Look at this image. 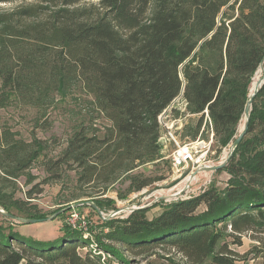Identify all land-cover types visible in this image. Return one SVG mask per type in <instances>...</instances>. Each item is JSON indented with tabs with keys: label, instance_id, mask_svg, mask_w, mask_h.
<instances>
[{
	"label": "trees",
	"instance_id": "trees-1",
	"mask_svg": "<svg viewBox=\"0 0 264 264\" xmlns=\"http://www.w3.org/2000/svg\"><path fill=\"white\" fill-rule=\"evenodd\" d=\"M263 62L264 0H35L0 13V107L17 100L47 111L78 86L91 95L111 126L102 136L76 131L46 170L54 178L74 171L86 189L98 185L101 198L122 178V199L165 179L135 170L163 159L158 117L181 92L188 111L200 116L191 138L199 136L207 110L217 152L232 144ZM247 126L217 170L229 175L225 188L174 201L153 218L151 206L110 218L93 242L67 225L62 244L36 247L13 225L0 224V264H110L100 251L122 264H157L153 258L162 252L170 264H239L244 255L231 245L242 246L245 233L264 264V84ZM16 135L0 129L7 181L27 176L46 150L42 140ZM0 204L46 219L21 200L0 197Z\"/></svg>",
	"mask_w": 264,
	"mask_h": 264
},
{
	"label": "rangeland",
	"instance_id": "rangeland-1",
	"mask_svg": "<svg viewBox=\"0 0 264 264\" xmlns=\"http://www.w3.org/2000/svg\"><path fill=\"white\" fill-rule=\"evenodd\" d=\"M34 2L35 0H18L0 3V13L12 11ZM259 69H261L264 77V62L259 66ZM92 100V96L84 91L81 86H78L67 97L59 98L47 111L25 106L17 100H11L4 107H0L1 130H10L17 134V138L26 141L38 138L46 146L44 156L31 166L27 176H23L16 181H7L3 179V174L0 173V197L3 200L9 202L13 199L21 200L27 208L36 205L37 209L46 216V219L42 222L22 223L0 212V224L7 228L13 225L12 228L30 245L49 248L51 245L62 244L63 227L68 225V219L74 209L77 210L80 218L89 222L87 229L89 237L91 238L92 234L100 237L107 230L103 225L104 221L113 217L126 218L130 213L124 208L134 207L138 202L141 206H151L147 216L153 218L160 214L167 205L177 201L176 197L171 196L178 193L185 186L181 196L197 195L211 186L218 189L226 187L229 175L225 171H214L199 173L187 188L186 180L184 181L182 178L175 176L176 174H174L165 153H162L163 159L158 160L156 163L145 164L135 170V173L139 172L153 178L164 176L165 179L156 181L153 185L139 192L129 193L123 199L120 197L119 192L125 194L127 188L125 178L118 181L101 198V196H98V185L86 189L85 186L79 184L78 175L72 170L62 169L61 177H52L46 170V164L58 160L69 138L76 131L86 128L91 134L95 133L102 136L106 129L111 126L110 121L101 115ZM174 113L176 115V112ZM186 113L184 112L182 115H186ZM199 117V115L193 114L185 118L183 127L178 130V136L182 140L192 139L189 132L194 129ZM245 123L246 118L244 115L239 125L240 132L244 129ZM208 135V126L204 127L203 125L199 136L207 138ZM230 147L231 144L218 153L216 147L213 146L214 153L210 154V159L214 162V165L221 164L228 157ZM153 189L157 190L151 196H147L146 193ZM29 192L33 197L31 199L29 198ZM157 197L164 198L156 200ZM97 198H100L98 200L101 204L99 208L91 204V202L97 201ZM81 202L85 204L58 213L68 206ZM58 209L60 210L57 211ZM0 210L8 212L2 204H0ZM115 211L118 213L113 214ZM9 213L25 219L27 217L26 213L15 207H11ZM250 235V233L244 234L242 246L231 245L240 254L244 255L239 264L262 263V259L256 257L255 253L250 251L257 244ZM87 251L88 248H84L81 253L85 255ZM100 254H102L103 260L110 264H122L113 255H108L104 251H100ZM160 254L159 258L154 257L153 260L157 264H170V261L167 260V254L165 252ZM126 256L132 259L130 255Z\"/></svg>",
	"mask_w": 264,
	"mask_h": 264
},
{
	"label": "built area",
	"instance_id": "built-area-1",
	"mask_svg": "<svg viewBox=\"0 0 264 264\" xmlns=\"http://www.w3.org/2000/svg\"><path fill=\"white\" fill-rule=\"evenodd\" d=\"M174 112H178L179 114L175 115ZM184 112H187L186 115H182ZM189 115L193 114L188 111V102L183 92H181L179 96L173 100L171 105L158 117L161 128L159 137L161 152L165 153V156L169 159L171 168L174 174H176L175 176L182 178L184 181L186 180L187 188L198 175L197 174L191 180L190 175L184 176L189 164L192 163L193 165L192 172L198 170L201 166H213L214 162L210 159V154L214 153L213 146L215 144L213 125L207 110L205 111L203 123L204 127L206 125L208 126L209 135L207 138L199 136L194 140H182L178 136V130L183 127L184 120ZM185 187L171 197H176V200L189 198L190 196H181ZM67 223L71 228L82 230L85 237H89V233L87 232L89 222L80 218L77 210H73Z\"/></svg>",
	"mask_w": 264,
	"mask_h": 264
},
{
	"label": "water",
	"instance_id": "water-1",
	"mask_svg": "<svg viewBox=\"0 0 264 264\" xmlns=\"http://www.w3.org/2000/svg\"><path fill=\"white\" fill-rule=\"evenodd\" d=\"M264 83V82H263ZM263 85V84H262ZM262 87V86H261ZM260 87V88H261ZM258 88L254 93H251L250 94V99L248 100V103H247V107L245 109V118H246V123H245V126H244V129L240 132L239 136L236 138V140L231 144V147H230V153L228 155V157L223 161L221 162V164H218V165H213V166H201L198 170L192 172V163L189 164V167L187 168L184 176H188L190 175V180L193 179L197 174L199 173H202V172H214V171H217L221 168H223L228 159L230 158V156L233 154V151L235 150V148L239 145V143L241 142V140L243 139V137L245 136L246 132H247V129H248V126H247V122L249 120V117H250V111H251V105H252V102H253V98L254 96L257 94V92L259 91ZM157 189H153V190H150L149 192L146 193L147 196H151L153 193H155ZM164 197H157L156 200H159V199H163ZM85 203L84 202H81V203H78V204H75L73 206H68L62 210H60L58 213H62V212H66V211H69L71 208H75V207H79V206H82L84 205ZM91 204L95 206V204L93 202H91ZM149 205H145V206H141L140 203L138 202L136 204V206H128L127 208H124V210L128 211V212H133L134 210L136 209H142V208H146L148 207ZM0 212L4 213L5 215H7L8 217H11V218H14L22 223H37V222H42L43 220L42 219H36V218H21V217H17V216H14L13 214L9 213V212H5V211H1ZM118 212H113V214H116Z\"/></svg>",
	"mask_w": 264,
	"mask_h": 264
},
{
	"label": "bare ground",
	"instance_id": "bare-ground-1",
	"mask_svg": "<svg viewBox=\"0 0 264 264\" xmlns=\"http://www.w3.org/2000/svg\"><path fill=\"white\" fill-rule=\"evenodd\" d=\"M263 82H264V77L261 73V69H259L253 78V82L251 85V93H254L258 88H260Z\"/></svg>",
	"mask_w": 264,
	"mask_h": 264
}]
</instances>
